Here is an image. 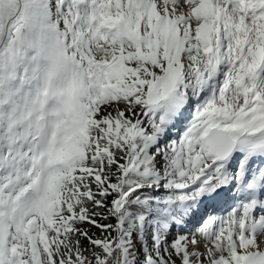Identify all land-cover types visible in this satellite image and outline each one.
I'll return each mask as SVG.
<instances>
[{
    "label": "snow or ice",
    "instance_id": "6c2138e0",
    "mask_svg": "<svg viewBox=\"0 0 264 264\" xmlns=\"http://www.w3.org/2000/svg\"><path fill=\"white\" fill-rule=\"evenodd\" d=\"M0 264H264V0H0Z\"/></svg>",
    "mask_w": 264,
    "mask_h": 264
},
{
    "label": "rangeland",
    "instance_id": "374dc122",
    "mask_svg": "<svg viewBox=\"0 0 264 264\" xmlns=\"http://www.w3.org/2000/svg\"><path fill=\"white\" fill-rule=\"evenodd\" d=\"M181 130H182V129H181ZM92 231H93V232H97V234H99L98 231H97L96 229H93Z\"/></svg>",
    "mask_w": 264,
    "mask_h": 264
},
{
    "label": "trees",
    "instance_id": "16d2710c",
    "mask_svg": "<svg viewBox=\"0 0 264 264\" xmlns=\"http://www.w3.org/2000/svg\"><path fill=\"white\" fill-rule=\"evenodd\" d=\"M187 115V114H186Z\"/></svg>",
    "mask_w": 264,
    "mask_h": 264
}]
</instances>
